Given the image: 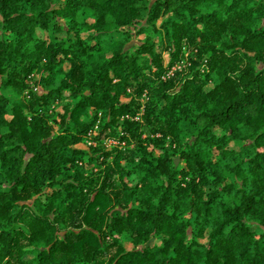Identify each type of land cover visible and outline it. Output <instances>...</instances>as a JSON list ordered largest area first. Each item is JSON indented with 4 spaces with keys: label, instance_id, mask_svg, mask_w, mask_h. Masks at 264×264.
<instances>
[{
    "label": "trees",
    "instance_id": "16d2710c",
    "mask_svg": "<svg viewBox=\"0 0 264 264\" xmlns=\"http://www.w3.org/2000/svg\"><path fill=\"white\" fill-rule=\"evenodd\" d=\"M0 264H264V0H0Z\"/></svg>",
    "mask_w": 264,
    "mask_h": 264
},
{
    "label": "rangeland",
    "instance_id": "374dc122",
    "mask_svg": "<svg viewBox=\"0 0 264 264\" xmlns=\"http://www.w3.org/2000/svg\"><path fill=\"white\" fill-rule=\"evenodd\" d=\"M117 144H118V142H117ZM117 144H116V145H117ZM108 146L111 147V146L109 145V143H108ZM81 147L84 148V149H86V150L89 149L88 146H86V145H82ZM159 243H160V240H158V239H153L152 241H150L149 246L157 245V244H159ZM127 247H130V245L127 244Z\"/></svg>",
    "mask_w": 264,
    "mask_h": 264
},
{
    "label": "built area",
    "instance_id": "2783aa9c",
    "mask_svg": "<svg viewBox=\"0 0 264 264\" xmlns=\"http://www.w3.org/2000/svg\"><path fill=\"white\" fill-rule=\"evenodd\" d=\"M108 143H109L110 146H113V145H116L117 144V142L116 141H113V140L112 141H109Z\"/></svg>",
    "mask_w": 264,
    "mask_h": 264
},
{
    "label": "water",
    "instance_id": "95a60500",
    "mask_svg": "<svg viewBox=\"0 0 264 264\" xmlns=\"http://www.w3.org/2000/svg\"><path fill=\"white\" fill-rule=\"evenodd\" d=\"M178 162H179V159H176V163L178 164Z\"/></svg>",
    "mask_w": 264,
    "mask_h": 264
}]
</instances>
